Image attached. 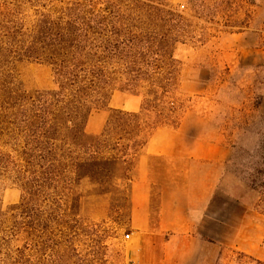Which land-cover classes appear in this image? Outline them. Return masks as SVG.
Returning <instances> with one entry per match:
<instances>
[{
	"label": "trees",
	"instance_id": "obj_1",
	"mask_svg": "<svg viewBox=\"0 0 264 264\" xmlns=\"http://www.w3.org/2000/svg\"><path fill=\"white\" fill-rule=\"evenodd\" d=\"M157 1L0 0V176L21 191L0 212V264H104L102 238L89 254L76 248L86 230L73 186L127 164L157 129L177 125L167 101L187 25ZM22 62L48 66L55 88L26 92L15 75ZM114 88L141 94L140 110H112L90 137L87 122Z\"/></svg>",
	"mask_w": 264,
	"mask_h": 264
},
{
	"label": "rangeland",
	"instance_id": "obj_2",
	"mask_svg": "<svg viewBox=\"0 0 264 264\" xmlns=\"http://www.w3.org/2000/svg\"><path fill=\"white\" fill-rule=\"evenodd\" d=\"M157 2L187 25L188 37L175 46L179 72L167 101L174 102L168 116L177 125L157 129L147 151L127 164L73 186L74 218L86 230L76 248L89 254L91 240L102 238L104 264H134L132 191L144 177L142 158L151 182V229L158 237L144 246L145 262L247 263L242 255L264 261V216L256 210L264 197V0ZM15 75L28 93L55 88L51 69L44 64L18 63ZM142 99L141 94L114 88L93 110L87 134L99 136L112 110L139 112ZM164 189L181 205L188 202L190 217L200 222L193 238L169 242L158 229ZM20 197L11 177L0 176V212ZM212 216L216 240L211 239Z\"/></svg>",
	"mask_w": 264,
	"mask_h": 264
},
{
	"label": "crops",
	"instance_id": "obj_3",
	"mask_svg": "<svg viewBox=\"0 0 264 264\" xmlns=\"http://www.w3.org/2000/svg\"><path fill=\"white\" fill-rule=\"evenodd\" d=\"M149 145V143H148ZM148 145L144 151L148 149ZM147 163L140 159V170L144 172V177L133 185L132 193V210H131V224L136 231V238H134L135 245L133 254L134 264H152L145 262V255L147 254L144 246L149 243H154L157 236L152 232V217L151 205L149 200V191L151 187L150 179L147 175ZM143 176V174H142ZM144 178V179H143ZM173 194V195H172ZM173 196V198H172ZM174 193L171 190H162L160 193L159 205V222L158 229L160 232L169 238V242L182 241L185 238H193L196 232L197 222H195L189 215L188 202L184 205L176 202ZM212 229V240H216V218L212 216L210 219ZM198 230V229H197ZM139 249V250H137ZM175 249H180L176 247Z\"/></svg>",
	"mask_w": 264,
	"mask_h": 264
},
{
	"label": "built area",
	"instance_id": "obj_4",
	"mask_svg": "<svg viewBox=\"0 0 264 264\" xmlns=\"http://www.w3.org/2000/svg\"><path fill=\"white\" fill-rule=\"evenodd\" d=\"M129 237H130V234L126 235V236H125V239L128 240Z\"/></svg>",
	"mask_w": 264,
	"mask_h": 264
}]
</instances>
